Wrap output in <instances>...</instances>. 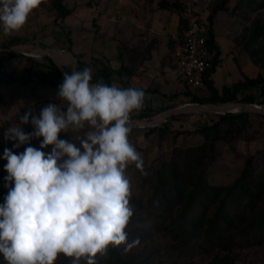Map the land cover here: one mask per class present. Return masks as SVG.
Listing matches in <instances>:
<instances>
[{
    "label": "clouds",
    "instance_id": "1",
    "mask_svg": "<svg viewBox=\"0 0 264 264\" xmlns=\"http://www.w3.org/2000/svg\"><path fill=\"white\" fill-rule=\"evenodd\" d=\"M42 0H0L4 34L20 30ZM56 103L31 111L5 130L13 147L42 138L40 147L15 154L6 148L8 193L0 204V255L6 264H54L60 254L97 264L109 246L128 243L126 227L133 216L130 164L144 174L141 154L129 141L130 119L143 107L145 92L115 83L92 82V70L64 72ZM31 123L26 133L21 125ZM83 132L75 143L59 139L61 132ZM52 146L51 152H45ZM11 185V186H9Z\"/></svg>",
    "mask_w": 264,
    "mask_h": 264
},
{
    "label": "rangeland",
    "instance_id": "2",
    "mask_svg": "<svg viewBox=\"0 0 264 264\" xmlns=\"http://www.w3.org/2000/svg\"><path fill=\"white\" fill-rule=\"evenodd\" d=\"M95 1L96 0H66L64 4L74 10L84 8L89 12L92 3H95ZM160 4H162V1H160ZM227 6L228 10L226 12H219L213 24V32L217 35V43L222 49L223 56L222 63L211 75L212 80L218 88H221L222 85L237 83L243 80L244 75L249 77L261 75L264 77V33L257 39L251 40V44L249 45L252 29L257 25L264 27V0H230ZM55 17L56 13L52 8V0H42L40 6L32 12L28 21L20 30L7 35L3 32V39L2 41L0 40V58H2L0 60V67L3 62H6L5 65L9 68V62H7V60L11 58L3 55L5 51L2 50L5 48H14L41 54H45L52 49L66 50L67 45L64 42L65 37L60 28L54 23ZM89 18L90 16H87V19H84V24H80L81 19L76 20L75 16L65 21V24L68 26L67 28L72 30V53L81 52L82 48L85 51L91 49L86 46L87 42L81 46L76 32V28L79 25H82L85 30H90V28L92 30L94 28L89 24ZM85 21H87V23ZM64 56L67 55L57 52L50 59L59 67L71 65L73 69L72 64L67 62ZM44 59L45 58L37 60L43 62L42 60ZM90 59L86 62H90ZM12 62L13 61H11V64L13 65L11 67L14 68H11V71L14 72L13 75H10L11 72L10 74L9 72H0V85L2 86V92L5 93L4 98L11 100L12 89L9 88L8 90L7 86H5L7 83H10L11 78L16 80L20 79V81L15 82L21 89V80L23 77L25 80H35L34 83L38 85L37 89H40V91L46 90V93H48L45 98L50 97L51 100L54 98L53 101L61 110H66V102L56 98L58 86L63 82L61 77L54 75L48 68L45 69L40 66L31 65V62L25 58L16 59L15 63ZM25 67H27L26 70ZM47 74L49 75L47 76ZM8 75L10 76L8 77ZM43 82H45V84H42ZM147 84L152 85L153 83H150V81L146 83L144 81L140 83V86H148ZM116 85L121 87V85ZM24 88H26L25 91L28 92L29 85L25 84ZM37 89L30 88L29 91H35ZM162 90L166 91L167 95L173 94L174 92L172 89ZM182 93L184 92H180V94ZM197 94L200 96L204 95L203 92H197ZM241 97H243V95H239V98ZM0 102L3 103V106L0 108V204H3L4 202L1 199H4L8 193V187L5 186L8 184L5 180L8 173L5 171L4 167L7 163V161L3 159L4 150L8 148L15 154H19L28 146L39 148L42 138H33L28 145L14 148L13 141L5 140V130L13 124H19L20 117L26 112H29V110H25V106L23 110V105L19 103H15L14 109L11 110L10 105L12 102L9 101V103H6L4 99ZM173 102H175L174 108L191 103L186 97H181L179 101ZM158 104L159 102L155 100L154 105ZM240 104H244V102L211 106H215L214 108L223 106L225 108H232ZM168 111L160 113L148 120L134 119V121L139 126L160 123ZM246 112L249 114L246 124L244 119L241 118L234 121L233 124L228 125L224 123L221 125V131H228L230 137L229 140L223 143L218 142L215 144L217 158L210 165L204 176V180H206L209 185L229 186L233 184L246 165L250 166V172L253 178L264 181V115L251 108ZM191 113L193 114L192 117L188 119L184 117L185 114ZM205 113L208 112L192 110L176 114L177 116L180 115V119L171 123L170 130L163 137H159L157 134L145 135V131L149 128L130 126L131 132L129 134V141L142 156L144 174L135 167V164H130L126 168V175L131 182L129 203L133 208V216L130 219L133 224H128L126 227V232L128 234L132 233L134 228L155 231L153 225L156 222L163 221L162 225L167 226L170 223V219L167 217L168 214L175 215L181 207V204H174L171 207V211L165 212L161 204H154L155 200L160 201L159 199L155 198L153 202L150 200L153 197L155 186H157L159 182L157 173L161 171L164 172L167 179V189L170 188L169 194L174 195L175 192L172 188L174 181L171 179L170 169L175 164L177 171L182 170V158L186 156L185 151L190 148L198 147L206 141L205 136L202 134H191V131L196 129L198 124L210 122L208 115L201 116V114ZM21 127L26 133H30L34 130L31 123L21 125ZM182 129L190 133L185 132L184 135L178 136L176 131ZM86 130L88 129L86 128L80 132H74L72 130L68 133L61 132L58 138L63 140L72 139L73 142L79 143V141L76 140V136L83 135V132ZM51 148L52 146H49L42 150L51 152ZM190 187L189 185L186 191H188ZM244 203L245 199L238 202L237 208L242 210ZM214 209L215 206H208V214L211 215ZM198 210L200 211V209ZM132 241L134 240L128 235V243ZM174 242L175 241L172 240L170 235H165L164 232L161 231L160 233H155L151 239L132 247L130 250H125L126 244L117 247L125 256L132 254H149L153 256L155 262L213 264L212 261L216 255L223 257L228 254L234 260V264H264V245L257 246L254 243L245 242L247 245H234L229 252L212 249L210 253H202L199 252L198 249L178 251V249L176 250L170 247ZM59 258L60 256H58L54 264L58 262ZM81 261L85 260L81 259Z\"/></svg>",
    "mask_w": 264,
    "mask_h": 264
},
{
    "label": "trees",
    "instance_id": "3",
    "mask_svg": "<svg viewBox=\"0 0 264 264\" xmlns=\"http://www.w3.org/2000/svg\"><path fill=\"white\" fill-rule=\"evenodd\" d=\"M64 1L52 0V8L56 13L54 23L61 27L65 37L64 42L67 45L66 50L72 52L71 32L64 29L60 23L70 14V10L66 7ZM229 1L212 0L209 6L206 19L209 26L208 49L209 52L213 53V59L212 68L204 75V89L173 94L169 98L162 96L163 99L175 101L178 98L186 97L191 103L207 105H228L242 102L264 105V77L261 75L255 77L244 75L243 80L231 86H224L221 90L215 87L211 79V74L221 63V51L215 42L213 24L219 12L228 10ZM263 33V26H255L251 32L249 45L251 40L257 39ZM132 53L128 46L119 43L118 61L120 66L117 69L112 68L107 60L102 58H91L90 62H86L78 55L73 54L77 61L78 70L84 68L92 70L93 83L103 81L109 85L115 83L121 85V87L129 88L128 80L135 76L138 65L143 61L131 65ZM3 55L9 58H25L31 62V65L48 68L54 75L62 79L64 72L70 74L73 70L71 65L57 66L50 58H45L41 62L19 54L5 52ZM145 91L148 94L154 92L151 88H147ZM197 92H203L204 95L200 96ZM239 95H243V97L239 98ZM174 107L175 102L154 106L151 100L145 99L143 107L133 112L131 119L148 120ZM203 115H208L210 122L198 124L196 129L191 131V134H202L205 136L206 141L198 147L185 151L186 156L182 158V170L177 171L175 164L170 169L171 179L174 181L172 186L175 192L174 195L169 194L170 188L167 189V179L164 172L161 171L157 173L159 182L155 186L153 197L150 200L153 202V199H159L160 201L155 200L154 204H161L165 212L171 211L174 204H181V207L175 215L168 214L167 217L170 219V223L167 226L162 225L163 221H161L154 223L153 228L155 231L134 228V231L128 235L133 240L138 239L139 244L151 239L155 233L163 231L165 235H170L172 240L175 241L170 247L178 249V251L198 249L199 252L210 253L212 249H218L222 252H229L234 245H247L245 242L254 243L257 246L264 245V181L251 176L249 165L244 167L240 176L229 186L209 185L204 180L208 168L217 158L215 144L218 142L223 143L229 140L230 137L228 131H221V125L224 123L233 124L234 121L241 118L244 119L246 124L249 114L248 112L229 115L201 114V116ZM192 116V113L184 115L186 119ZM179 119L180 115L173 116L163 125L147 129L145 135L157 134L159 137H163L170 130L171 123ZM185 132L190 133L182 129L176 131V134L178 136L184 135ZM189 185L191 187L186 191ZM244 199L243 209L239 210L237 204ZM1 200L4 202V199ZM208 206H215L211 215L208 214ZM129 224L133 223L130 221ZM59 256L60 258L56 264H72V258L65 257L63 254ZM96 260L97 264H176L174 262H155L153 256L149 254L125 256L117 246H109L106 255L101 256L98 254ZM212 262L213 264H234V260L228 254L223 257L216 255ZM0 264H6L2 255H0ZM79 264H86V261H80Z\"/></svg>",
    "mask_w": 264,
    "mask_h": 264
},
{
    "label": "crops",
    "instance_id": "4",
    "mask_svg": "<svg viewBox=\"0 0 264 264\" xmlns=\"http://www.w3.org/2000/svg\"><path fill=\"white\" fill-rule=\"evenodd\" d=\"M160 1H162V4H160ZM206 1L207 0H96L95 3H92L89 12L84 8L74 10L66 6L70 10V14L60 23L64 29L70 30L72 33V30L68 29V26L65 24L68 18L75 16L76 20L81 19L80 24H84V19L90 16L89 24L94 27L92 30L91 28L90 30H85L82 25L76 28L81 46L87 42L86 46L91 48L89 51H85L82 48L81 52H73L83 61H87L90 58H102L107 60L112 68L117 69L120 66L118 61L119 43H124V45L128 46L131 52H133L130 58L131 65H136V63L139 64V62L143 60L142 63L138 65L135 76L128 80L129 86L142 89L145 92L146 100H151L153 105L154 101L157 100L159 104L154 106H161L162 104H171L174 101L163 99L162 96L169 98L173 94L182 92L177 77L171 73V54L179 45L185 30V22L181 18V12L186 4H189L192 8L197 10H202L206 5ZM180 8L182 9L181 11ZM85 22L87 23V21ZM59 28L61 30V27ZM2 39L3 30L0 28V40L2 41ZM215 42L220 48L222 63V49L217 43L216 34ZM1 59L2 58H0V60ZM16 59L19 58L7 60L10 69L6 67V62H3L0 67V72H9V74L11 72L10 75H13L14 72L11 71V68L14 67H11L13 65L11 61L15 63ZM26 69L27 67H25V70ZM10 75H8V77ZM48 75L49 74H47V76ZM15 81H20V79L16 80L11 78L10 83L5 85L8 90L9 88L12 89L11 100L4 98L5 93L2 92V86L0 85V101L4 99L6 103H9V101L12 102L10 105L11 110L14 109L15 103H19L23 105L22 109L25 106V110L28 109L33 115L38 116L43 107L50 103H55L53 101L54 98L53 100H51L50 97L45 98L46 94H48L46 90L40 91V89H37L38 85L34 83L35 80H25L22 77L21 89L16 85ZM144 81L146 83L150 81V83L152 82L153 84L140 86V83ZM25 84L29 85V89L35 88L37 90L29 91L28 89V92H26V88H24ZM42 84H45V82ZM214 85L217 89H222L224 86H231L222 85L221 88H218L215 82ZM147 88L153 89V94L146 93L145 90ZM162 89H172L174 92L173 94L167 95V92ZM179 100L180 98L175 101ZM2 106L3 103L0 102V108Z\"/></svg>",
    "mask_w": 264,
    "mask_h": 264
},
{
    "label": "built area",
    "instance_id": "5",
    "mask_svg": "<svg viewBox=\"0 0 264 264\" xmlns=\"http://www.w3.org/2000/svg\"><path fill=\"white\" fill-rule=\"evenodd\" d=\"M211 2L207 0L202 10L186 4L181 12L185 30L171 54V73L177 77L182 92L204 89V75L212 68L213 53L208 49L209 26L206 20Z\"/></svg>",
    "mask_w": 264,
    "mask_h": 264
},
{
    "label": "water",
    "instance_id": "6",
    "mask_svg": "<svg viewBox=\"0 0 264 264\" xmlns=\"http://www.w3.org/2000/svg\"><path fill=\"white\" fill-rule=\"evenodd\" d=\"M2 51L8 52V53H13V54H19L23 55L28 58H33V59H43V58H51L54 56L57 52L58 53H65L73 66V69L78 70V65L77 61L75 58V55L68 50H57V49H52L49 52H46L45 54L41 53H36V52H31V51H22V50H17L14 48H7ZM1 52V49H0ZM215 106L207 105V104H198V103H187L183 104L179 107L173 108L168 111V113L164 116L163 120L160 123H152L149 125H144V126H139L136 124V122L132 119H130V126H136V127H146V128H155L163 125L167 121H169L174 115L184 113L186 111H201V112H208L212 114H217V115H229V114H238L241 112H246L249 108L257 110V112L261 113L264 115V106L263 105H258V104H251V103H244L237 105L232 108H221V109H216L212 108Z\"/></svg>",
    "mask_w": 264,
    "mask_h": 264
},
{
    "label": "bare ground",
    "instance_id": "7",
    "mask_svg": "<svg viewBox=\"0 0 264 264\" xmlns=\"http://www.w3.org/2000/svg\"><path fill=\"white\" fill-rule=\"evenodd\" d=\"M60 55H61V54H60ZM62 56H63V55H62ZM64 57L66 58L67 62L71 63V61H70V59H69L68 56H64ZM212 108H214V107H212ZM221 108H225V107L223 106V107H219V108H216V109H221Z\"/></svg>",
    "mask_w": 264,
    "mask_h": 264
}]
</instances>
